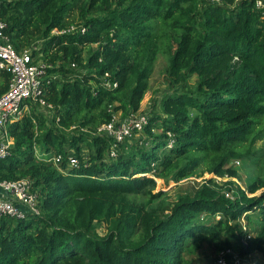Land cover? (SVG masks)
Returning a JSON list of instances; mask_svg holds the SVG:
<instances>
[{
    "label": "trees",
    "instance_id": "16d2710c",
    "mask_svg": "<svg viewBox=\"0 0 264 264\" xmlns=\"http://www.w3.org/2000/svg\"><path fill=\"white\" fill-rule=\"evenodd\" d=\"M254 4L0 0L14 49L41 41L34 54L50 65L44 99L54 113L48 126L28 102L29 112L9 126L13 144L0 160V181L29 179L38 213L0 219V264H190L188 242L216 254L230 249L241 260L264 257V146L254 149L264 137V19ZM78 25L85 33L51 34ZM160 55L171 90L144 128L151 147L126 140L110 158L111 139L96 128L117 112L121 120L138 112ZM7 88L0 71V95ZM167 132L174 144L165 150ZM56 156L57 165L47 161ZM68 157L77 166L68 168ZM239 160L254 163L257 174L245 189L231 181L215 188L207 179L174 202L152 191L154 178L177 183L201 166L236 178ZM251 212L260 224L253 236L241 224Z\"/></svg>",
    "mask_w": 264,
    "mask_h": 264
},
{
    "label": "built area",
    "instance_id": "2783aa9c",
    "mask_svg": "<svg viewBox=\"0 0 264 264\" xmlns=\"http://www.w3.org/2000/svg\"><path fill=\"white\" fill-rule=\"evenodd\" d=\"M210 3L219 4L222 0H206ZM255 9L260 11L264 19V0H255ZM6 25L0 21V71L8 75V88L6 92L0 95V160L6 159L10 154V148L13 139L9 134V126L21 119L25 114L29 103H36L39 107L52 110V106L47 104L44 95L51 77L47 74L50 65L41 59L37 47H27L17 52L9 43L4 31ZM80 31L85 33V27L70 26L67 30H53L52 35L63 33H73ZM74 66V65H72ZM115 88L117 85L112 84ZM111 86V85H108ZM149 115L136 112L121 120L119 116L114 115L108 122L96 128V133L100 136L111 139L109 157L115 158L117 154V145L130 139L133 135L144 131L149 123ZM166 146L172 147L174 136L171 133L166 134ZM45 158V157H44ZM43 158V160H45ZM42 159V158H41ZM57 165L62 161L60 156L47 159ZM76 158L68 157V168L77 166ZM32 182L27 178L18 180L0 181V219L20 220L27 212L38 213L35 194L32 193ZM226 197L230 196L225 194ZM244 216L241 219L243 229ZM250 236L247 235L246 240ZM215 264H242V260L234 255L230 249L218 252L215 257Z\"/></svg>",
    "mask_w": 264,
    "mask_h": 264
},
{
    "label": "rangeland",
    "instance_id": "374dc122",
    "mask_svg": "<svg viewBox=\"0 0 264 264\" xmlns=\"http://www.w3.org/2000/svg\"><path fill=\"white\" fill-rule=\"evenodd\" d=\"M41 45V41H37L31 45V47L39 48ZM95 48L94 45H92ZM167 64V59L165 56L160 55L157 59V62L154 66V72L149 80V89L144 94L143 99L140 103V107L138 112L148 114L151 116L154 113H160V109L158 107V100L162 94L166 91H170L171 87L169 86V80L166 75L165 67ZM197 82V77L193 76L188 80V88L192 89ZM30 107H28L27 111ZM37 110L42 111L45 116L47 117V124L51 126V122L54 118L53 110H46L42 107H36ZM116 116H119V112L115 113ZM86 132V130H83ZM160 129H154L153 134L155 136L160 135ZM63 135L69 136L70 133L68 131H64ZM153 139L148 137L144 131L133 135L130 139L127 140L128 145H144V148L149 149L151 147ZM141 145V146H142ZM264 146V137L259 138L255 145L254 149H259L260 147ZM83 151L81 154H86V149L83 147ZM169 148L165 146V150ZM121 152V150H120ZM35 154L38 158H44L41 154V151L36 148ZM70 155L73 156L72 151ZM74 158V157H73ZM254 163H247L244 161H237L233 162L232 166L237 172L236 178H228L223 177L219 178L214 176L213 174H208L204 172V167H199L194 175L190 178L184 179L180 182L174 183L169 179H160L154 178L156 181V186L152 190L153 193H161V198H165L169 202H174L178 198L183 197L184 195H192L194 191L198 188V186L203 182V180L211 179L212 185L215 188L221 187L225 182L231 181L233 182L234 186H238L242 189H245L249 184H251L257 177L256 172L254 171ZM154 174V173H153ZM155 177V176H154ZM261 191L255 193V196H258ZM229 199H232L231 196H228ZM246 219H244V226L246 230H249V233L253 236L256 234L259 228V214L257 212H251L246 215ZM219 219V216L216 218H212L210 216H201L200 221L204 223H211ZM101 234V230L98 231ZM196 242H188V246L190 247L191 251H187L185 253V258L189 261L190 264H215V257L216 253L210 250L209 248L202 245L199 248H195ZM232 251V250H231ZM234 255L236 253L234 252ZM242 264H264V257L261 254L255 253L248 257L242 259Z\"/></svg>",
    "mask_w": 264,
    "mask_h": 264
}]
</instances>
